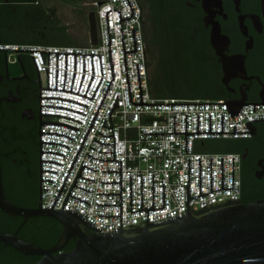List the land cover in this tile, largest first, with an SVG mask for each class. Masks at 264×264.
Listing matches in <instances>:
<instances>
[{"label":"built area","instance_id":"built-area-1","mask_svg":"<svg viewBox=\"0 0 264 264\" xmlns=\"http://www.w3.org/2000/svg\"><path fill=\"white\" fill-rule=\"evenodd\" d=\"M135 14L131 18L122 20L124 44L126 50H135L133 29H135L137 50L126 53L127 69L131 89L132 102L140 103V85L138 77L137 62H139L142 97L147 103L164 102H225L227 98H179L172 96L158 97L153 95L149 82V58L144 30V10L140 0H130ZM85 5L95 11L97 25V43L84 45L75 44H47V43H17L0 42V48L12 49H37L50 51L85 52V75L81 83L84 71V54L77 53L76 73L74 75L75 54H67V73L65 79L66 53H58V79L57 88L41 89V96H61L71 98L89 105L53 97L39 98V111L41 104H56L71 107L81 112L58 106L42 105V112L57 113L62 115L42 114L43 120H55L65 122L78 129L67 125L43 123L42 131H57L73 136L69 137L59 133L42 132V140H53L68 144L69 146L42 142V150H55L65 155L42 151V159H53V161H42V168L53 169L42 170V207H51L65 176L74 160V157L85 137V134L94 118V115L102 101L106 89L113 78L109 55V31L107 23V10L118 8L122 18L132 15V8L128 0H86ZM111 9L108 12L109 29L114 66V79L100 110L80 148L74 164L65 180V183L57 197L53 208H62L68 193L82 166L81 174L75 183L71 193L91 202L69 195L63 209H77L87 220L104 230L115 229L120 226V215L104 216L101 214H120V205H104L102 203H120V193H99L120 191V182H101L100 180H120V171H102V169H120V160H108L98 158H114L115 136V159H122V226L136 222L147 221V210L142 209L131 212L130 207V173L132 186V210L141 208V175H142V206L152 205V172H154V207L163 206V183L165 186V206L149 210V220L164 218L174 214L186 213L188 209L186 201V185H188V156L190 157V195L199 194V156H201V192L211 190V159L213 172V189L209 193L202 194L189 199V204L194 209L217 200L225 198H241V157L238 152L233 151H203L207 141L219 139L247 138L251 132H189L187 136V151H185V132L175 133H150L144 131H185V113H187V131H197V113H199V131H209V113H211V131H248L251 123L264 120V103H244L240 112L231 116L226 103H204V104H134L130 100L129 86L127 81L124 46L122 38L120 12ZM5 50V49H0ZM11 58L21 54H28L37 70L33 56L40 71L42 87H48V76L46 68H49V87H56V52L6 50ZM93 54L95 75L89 85L93 74ZM19 54V55H18ZM33 55V56H32ZM43 56V57H42ZM44 58V61H43ZM45 62V63H44ZM38 72V71H37ZM65 79V85H64ZM81 83V86H80ZM89 85V88H88ZM98 86V88H97ZM80 87V89H79ZM88 88V90H87ZM97 88V90H96ZM96 90V92H95ZM87 91V92H86ZM95 92V95L93 96ZM87 96H93L89 98ZM118 94V105L109 112ZM247 102H262L250 100ZM70 116V117H68ZM77 119H74V118ZM260 118V119H254ZM253 119V120H251ZM113 126V127H107ZM97 131H99L97 133ZM105 135V134H113ZM105 134H102V133ZM40 140V134H39ZM92 145V147H91ZM95 147V148H93ZM97 148V149H96ZM99 149V150H98ZM98 157L95 158L91 155ZM222 156L224 164V187L233 186V156L234 158V188L222 187ZM96 168V169H93ZM40 168V154H39ZM95 180H91L89 178ZM163 179V180H162ZM40 181V172H39ZM221 188V189H217Z\"/></svg>","mask_w":264,"mask_h":264},{"label":"flooded vegetation","instance_id":"flooded-vegetation-1","mask_svg":"<svg viewBox=\"0 0 264 264\" xmlns=\"http://www.w3.org/2000/svg\"><path fill=\"white\" fill-rule=\"evenodd\" d=\"M154 55L152 75L163 93L189 98L220 95L260 101L264 84V16L261 0H140ZM53 0H0V42L29 43L51 30ZM243 56L246 78L224 80V60ZM23 56L27 58L22 59ZM41 77L28 54L11 58L0 50V162L3 186L17 158L27 166L40 154ZM222 151L238 152L241 178L249 192L241 199L264 198V120L255 122L247 138L209 141ZM35 256L16 259L26 264Z\"/></svg>","mask_w":264,"mask_h":264},{"label":"water","instance_id":"water-1","mask_svg":"<svg viewBox=\"0 0 264 264\" xmlns=\"http://www.w3.org/2000/svg\"><path fill=\"white\" fill-rule=\"evenodd\" d=\"M131 8L132 15L128 17L122 18L121 11L120 12V20H121V29H122V20L131 18L134 16L135 11L134 8L128 0ZM262 12L264 16V0H261ZM107 10V23H108V31H109V55L111 62V70L113 74V78L111 79L106 92L102 98V101L94 115V118L85 134V137L74 157V160L65 176V179L58 191V194L52 204L51 207H42V188L50 189L49 187H42V179H50V178H42V170H50L54 172H58L53 169L42 168V161H53L57 163H61L59 161L53 159H42L41 152L42 151H51L65 155V153L55 151V150H42L41 145L42 142H54L60 143L66 146L68 144L53 141V140H42V132H51V133H59L69 137L71 135L57 132V131H42L41 125L43 123L50 124H61L67 125L74 129H78L77 126L61 122L55 120H42L40 123V181H39V201L36 207H27L19 205L13 202L5 193L3 186V175H2V165L0 162V208L11 215H21L24 218V221L31 216L38 215H47L56 218L62 223L63 229L62 232L57 239V241L49 246L44 247L38 244H35L33 241L27 240L18 234V231H7L4 232L0 229V243H4L5 245H11L15 247L17 250L21 251L27 255H39L40 257L35 260L32 264H264V198H259L252 200L250 202H245L241 198H225L221 200H217L211 203H207L201 206L199 209H194L189 204V199L201 196L202 194L209 193L213 189V172H212V156L211 159V190L207 192H201V156H199V194L190 195V157L188 156V185H186V201L188 205V209L186 213L178 215L177 213L174 215H170L164 218H159L155 220H149V210L164 207L165 206V186L163 183V206L154 207V172H152V205L142 206V175H141V208L137 210H132V186H131V173H130V207L131 212L146 209L147 210V221L146 222H136L131 224H126L122 226V159H115V136L114 131L113 134H105V135H113L114 142H103L98 139H94L100 141L102 143H114V150H100V151H114V158H98L90 153L89 155L98 158V159H108V160H120V169H102V171H120V180H100L101 182H120V191L117 192H103L99 191V193H120V203H102L97 202L98 204L104 205H120V214H101L104 216H118L120 215V226L103 232L100 230H104L103 228L98 227L91 221L87 220L77 209H63L66 200L69 195H72L81 200L87 201L91 204L90 201L83 199L81 197L75 196L71 193V190L74 185H78L75 183L76 179L79 175H82L81 172L84 166H88L86 164H82L77 177L72 185L70 192L68 193L66 200L62 206V208H53L57 197L65 183V180L74 164V161L80 151V148L100 110V107L107 95V92L113 82L114 79V66H113V56H112V47H111V38H110V29H109V19L108 12L111 10ZM88 22H89V30H90V43H97V25H96V16L95 11L90 10L88 12ZM134 36V45L135 50H126L124 44V36L122 29V38H123V46H124V56H125V64H126V73H127V81L129 86L130 100L132 102L131 97V89L129 83L128 69H127V61H126V53L134 52L137 50L136 46V36L135 29H133ZM6 50H26V51H45L49 53V63H50V52H56V87H49V68H46L47 76H48V87L40 88V101L41 97H53V98H62L71 101H75L86 105L88 104L61 96H51L45 95L41 96V89H60L67 90L65 88H57V79H58V53L65 52L66 53V64H65V79L67 73V54L74 53L75 61H74V75L72 80V85L76 73V64H77V53L84 54V71L81 79V83L83 81L85 75V52H68V51H50V50H37V49H12V48H0ZM92 55V68L93 74L90 79L89 85L95 75L94 70V62H93V54L99 53H89ZM19 55V54H18ZM100 61H101V54ZM33 56V55H32ZM43 57V56H42ZM37 71L40 75L39 68L37 66L35 57L33 56ZM224 60V80L232 76H241L246 78V68L243 56H231L228 59ZM44 61V58H43ZM45 63V62H44ZM101 69H102V77L98 83V86L103 78V68L101 61ZM138 69V77H139V85H140V95L141 102L134 104H204V103H226L229 109V113L231 116L236 115L240 112L244 103H254V110H256V103H264V84L261 89V99L262 102H247V98L245 95H242L239 98L235 99H225V102H164V103H147L143 101L142 97V86H141V77H140V68L139 62H137ZM41 77V76H40ZM64 79V85H65ZM80 83V86H81ZM88 85V88H89ZM97 86V88H98ZM87 88V90H88ZM96 88V90H97ZM80 89V87H79ZM95 90V92H96ZM75 93H79L76 91L67 90ZM87 92V91H86ZM95 92L93 96L95 95ZM81 94V93H79ZM82 95H86L82 94ZM93 96H87L89 98H93ZM42 105L46 106H58L64 107L68 109H72L83 114H86L83 111L62 106L56 104H41L40 106V115L42 114H53V115H62L57 113H44L42 112ZM118 105V94L114 101V104L109 112V117L111 120V111L112 109ZM66 116V115H62ZM70 117V116H68ZM74 118V117H71ZM222 118V130L221 131H211V113H209V131H199V113H197V131H187V113H185V131H175V113H174V131H144L150 133H175V132H185V151H187V136L189 132H251L252 127L255 123H251L250 120L246 122V125L250 127L248 131H236L234 124V131H224L223 129V113H221ZM264 118V117H263ZM77 119V118H74ZM260 119V118H254ZM79 120V119H77ZM253 120V119H251ZM82 122V120H79ZM112 123V120H111ZM104 125V123H103ZM107 126V125H104ZM107 127H113L107 126ZM99 131H97L98 133ZM92 147V145H91ZM95 148V147H93ZM97 149V148H96ZM99 150V149H98ZM234 158L233 156V186L232 187H224V164H223V156H222V187L221 188H234ZM62 164V163H61ZM91 167V166H89ZM93 168V167H91ZM96 169V168H93ZM97 170V169H96ZM84 176V175H82ZM86 177V176H84ZM89 178V177H87ZM91 180H95L93 178H89ZM54 181L53 179H50ZM163 180V179H162ZM80 186V185H78ZM84 189L91 190L80 186ZM217 188V189H221ZM94 191V190H91ZM73 238L75 240V246L69 251H63L62 249L68 243V241Z\"/></svg>","mask_w":264,"mask_h":264},{"label":"trees","instance_id":"trees-1","mask_svg":"<svg viewBox=\"0 0 264 264\" xmlns=\"http://www.w3.org/2000/svg\"><path fill=\"white\" fill-rule=\"evenodd\" d=\"M65 3H72L76 0H61ZM144 10V9H143ZM145 18V17H144ZM144 30L145 37L147 43V52L154 55L155 46L151 45L150 41V33L149 29L145 26L144 19ZM1 42H14L9 39H3ZM29 43H47V44H75L67 32V26L60 25L59 20L54 17L53 25L51 30L43 31L42 35L36 39L28 41ZM89 43V42H88ZM87 43V44H88ZM27 58V56H23L22 59ZM149 82L150 89L153 95L158 97L172 96L179 98H189L186 96L178 95L177 93H163L160 90V84L157 81V75H152L151 70V58L149 57ZM34 66V63H33ZM35 68V66H34ZM36 69V68H35ZM222 96H209L204 98H221ZM192 98V97H191ZM226 140L219 139L218 141ZM227 151V150H223ZM19 163L18 165H14L13 173L8 177L7 188L5 189L6 195L15 203L27 206V207H36L39 201V157H37V164H33L29 167L30 171H25V167L27 166L23 157L17 158ZM249 188L248 185L242 181V196L248 194ZM241 196V197H242ZM247 202L246 200H244ZM0 229L4 232L7 231H18V234L23 238L33 241L35 244L49 247L53 245L57 239L59 238L63 226L62 223L54 217L47 215H38L31 216L24 221V218L21 215H11L4 212L0 208ZM75 246V240L71 238L68 243L62 249L63 251H69ZM20 256L28 257L35 256V258L30 259V261L26 264H32L35 260H37L39 255H27L17 250L15 247L11 245H5L4 243H0V264H15L16 259Z\"/></svg>","mask_w":264,"mask_h":264},{"label":"rangeland","instance_id":"rangeland-1","mask_svg":"<svg viewBox=\"0 0 264 264\" xmlns=\"http://www.w3.org/2000/svg\"><path fill=\"white\" fill-rule=\"evenodd\" d=\"M86 0H76L65 3L61 0H53L54 17L59 20L60 25L67 26V32L75 43L84 45L90 42V30L88 22L89 6ZM209 142V141H208ZM203 151H220L219 148L204 146Z\"/></svg>","mask_w":264,"mask_h":264},{"label":"crops","instance_id":"crops-1","mask_svg":"<svg viewBox=\"0 0 264 264\" xmlns=\"http://www.w3.org/2000/svg\"><path fill=\"white\" fill-rule=\"evenodd\" d=\"M212 141H218V140H212ZM207 143H208V141H207ZM205 146H207V144L205 145ZM212 148H219V149H221L220 151H222V148H223V145H213V146H211Z\"/></svg>","mask_w":264,"mask_h":264}]
</instances>
